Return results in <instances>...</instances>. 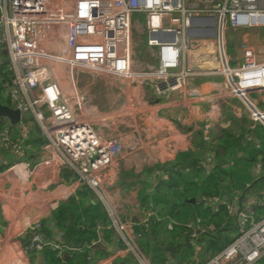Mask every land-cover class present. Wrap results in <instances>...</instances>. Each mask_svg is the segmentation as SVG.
<instances>
[{
    "label": "built area",
    "instance_id": "1",
    "mask_svg": "<svg viewBox=\"0 0 264 264\" xmlns=\"http://www.w3.org/2000/svg\"><path fill=\"white\" fill-rule=\"evenodd\" d=\"M0 28V48L13 76L1 95L20 113L15 125L0 118V149L12 150L7 170L43 190H56L62 200L86 189L95 192L139 264L150 263L138 252L117 207L109 205L105 187L128 170L125 151L137 145V135L153 147L154 134L169 133L173 122L152 112L157 100L170 99L172 107L205 103L208 124L201 127L202 139L213 144L222 136V107L234 99L244 109L242 136H264V110L250 98L264 94V0H0ZM84 71L121 80L123 106L103 115L89 107L78 90ZM202 78L210 79L212 95L193 86ZM138 90L147 99L153 94L157 103L137 112L127 97ZM35 125L43 141L33 147L26 141ZM13 132L20 136L17 142ZM178 141L167 136L169 145ZM254 169L257 174L260 165ZM204 203L226 205L238 236L207 261L193 256L192 264L264 260V187L241 201L222 196ZM42 230L40 222L29 226L24 250L40 253L49 247L66 264L64 256L77 249L45 242Z\"/></svg>",
    "mask_w": 264,
    "mask_h": 264
},
{
    "label": "trees",
    "instance_id": "2",
    "mask_svg": "<svg viewBox=\"0 0 264 264\" xmlns=\"http://www.w3.org/2000/svg\"><path fill=\"white\" fill-rule=\"evenodd\" d=\"M12 79V74L3 65L0 68V94L3 85ZM0 103L10 104L5 98H0ZM199 147L203 153L200 160L182 166H167L161 174L154 169L138 175L121 173L120 187L139 188L135 212L129 213L124 221L135 237L138 252L150 264H173V257L182 247L192 254L193 248L198 246V257L204 261L211 259L235 240L238 230L226 205L210 208L204 202L222 196L239 197L257 176L261 179L247 194L260 193L263 188L264 136L254 140L223 130L222 137L213 144L201 141ZM10 151V148L6 149V153ZM6 153H1L0 149V154ZM207 165L209 169H206ZM256 165H260L257 176L252 174ZM77 197V200L69 198L53 212L52 225L45 227L43 233L44 240L55 241L53 234H57V242L77 249L64 256V263L89 264L86 248L97 240L99 222L105 224L107 218L101 202L91 190H83ZM110 231L106 233L112 235ZM39 255L42 264H60L49 247ZM114 264L138 262L127 252L124 259H118ZM259 264H264V260Z\"/></svg>",
    "mask_w": 264,
    "mask_h": 264
},
{
    "label": "crops",
    "instance_id": "3",
    "mask_svg": "<svg viewBox=\"0 0 264 264\" xmlns=\"http://www.w3.org/2000/svg\"><path fill=\"white\" fill-rule=\"evenodd\" d=\"M0 50L2 49L0 48ZM7 59L8 57L0 55V68L4 65V62L7 61ZM216 81V84H218L217 86L221 87L220 84H222V80L216 79ZM210 83L211 82L208 84L207 82L202 81V79H199L194 82L193 86L203 95H212L215 88ZM153 96L154 95L151 94V100L147 99L145 93L138 90L131 93V95L127 97V101L130 99L137 112H140L141 108H144V105L148 104L149 107H152L157 103L156 98ZM260 96L261 102L264 104V94ZM157 101L160 105L157 104V106H153L152 112L156 114V117L167 118L172 121V127L169 128L170 131L168 134L157 133L153 135L157 141V145L153 147L146 143L144 138H140L139 135H137L136 138H134L137 145L130 148L129 152L128 150L125 151V166L128 170L122 172H130L134 175H138L146 173L149 169H154L157 174H161L167 166H182L192 160L200 159L202 156V150L199 147L200 142L203 141L201 127L208 124L206 114L208 106L203 103L190 105L188 107H172L170 99H158ZM261 109L264 110V107ZM226 112L229 113V116L236 118L237 128L232 129L231 127H223L220 123L222 134L223 130H225L233 134L242 135L240 121L241 115L239 114H242L243 112H241L236 105L229 107ZM136 118L138 119V116ZM135 124L137 127L139 126V122L136 120ZM31 134L33 135L27 138L26 144L35 147L38 143L42 142L39 141L41 137L36 133L34 127L33 133ZM167 136L168 139H171L173 136L175 139L178 138L179 143L173 146L169 145L167 142ZM12 138L14 139V142H17L20 136L13 132ZM130 144H132V142ZM11 154L12 150L9 153L0 156V171L3 172V175L0 177V264H42V259L39 253L26 252L24 250L29 226L35 222L42 223L43 230L41 234L44 240L43 233L45 227H50L52 225L51 216L53 212L59 206L67 202L69 198L74 197L77 200V195L80 192L75 193L66 200H62L56 190L51 188L43 190L39 184L29 183V181H27L22 175L18 174V172H9L7 169L11 165L8 166L6 170H2L1 168L7 166L8 162L13 164L10 159ZM161 160H164L165 164L159 165L158 163H153V161L160 162ZM145 162H149L148 167L146 170L139 172L140 167ZM254 170L255 169L253 168L252 174L257 176ZM121 173L117 181H114L110 186H106L105 190L109 205L111 207H117L124 220L130 216L129 213L133 214L135 212L134 207L137 203L139 188L131 187L130 189H124L120 187L119 181ZM257 177L256 180L261 179L260 176ZM247 192H245L244 196L247 195ZM101 204L106 213L107 210L105 205L102 202ZM109 222L108 219H106L105 224L102 221L99 222L96 230L97 240L93 241L92 244L88 246L89 248H86L88 251V257L86 259L89 264H114L116 260L124 259L127 252L133 254L129 250L128 244L123 241L121 237L117 236L114 228ZM110 229H112V231H110ZM108 231H110L112 235L107 234L106 232ZM57 238L58 235L53 234V239H55V241ZM52 242L54 241L52 240ZM199 250L200 247L196 246L192 250L193 253L189 254L185 247H182L176 254L178 255L177 261L174 259L175 255L172 262L173 264H180L183 261H188L185 264H191L189 260L193 256L198 257ZM203 259L204 258H202V260Z\"/></svg>",
    "mask_w": 264,
    "mask_h": 264
},
{
    "label": "rangeland",
    "instance_id": "4",
    "mask_svg": "<svg viewBox=\"0 0 264 264\" xmlns=\"http://www.w3.org/2000/svg\"><path fill=\"white\" fill-rule=\"evenodd\" d=\"M0 33H1V29H0ZM214 41H215L214 39H210V42L213 43ZM226 41L227 43L230 42V36H226ZM140 50H142V48ZM7 65H8V59L7 61L4 62V66ZM197 80L199 79H196V81ZM202 81L207 82L208 84L209 82H211L210 79H204V78H202ZM123 85L124 84L121 82V80L116 79L114 77H109V76L95 77L94 75L89 74L88 72L85 71L79 73L78 90L80 92V95L84 98L85 102H87L88 106L94 108L96 113H98L99 115H103L109 112H115L118 109H120V107L123 106L124 96L121 90L123 88ZM0 98L3 99V96L1 94H0ZM250 98L254 99L255 101L256 100L258 101L257 104L258 109L264 107V104L261 102L260 95H252L250 96ZM232 105H236V107L239 108L241 112H244V109L242 108L240 103H238L236 100L233 99L230 104L228 103V105L222 107L223 110L221 114L223 119L221 121V125L223 127L226 126V127H231L232 129H236L237 128V124H236L237 120H235L236 118L229 116V113L226 112L227 109ZM3 127L7 128L8 124L3 123ZM39 141H43V139L40 138ZM2 152L6 153V148L1 149V153ZM2 155L3 154H0V156ZM201 155L203 156V153ZM202 156L200 157V159L202 158ZM10 165H12V163L8 162V165L3 166L1 169L6 170ZM96 197L100 201L97 195ZM106 218L108 219V221H110L107 212H106ZM120 218L121 221L125 223L124 221L125 219L123 220L122 217ZM114 231L117 234V236H119V234L116 232L115 229Z\"/></svg>",
    "mask_w": 264,
    "mask_h": 264
},
{
    "label": "water",
    "instance_id": "5",
    "mask_svg": "<svg viewBox=\"0 0 264 264\" xmlns=\"http://www.w3.org/2000/svg\"><path fill=\"white\" fill-rule=\"evenodd\" d=\"M0 55H2L3 57H7V52H6L5 50H0ZM0 118H6V119L9 120V122H10L11 125H15V124L18 123L19 120H20V113H19L18 111H14V110H12V109H10L8 106H6V105H2V104L0 103ZM34 128H35L36 133H37L39 136H41L40 130L37 128L36 125L34 126ZM259 180H260V179L254 181V182H253V183H252V184L246 189L245 192H247L248 190H250L251 188H253V186H254ZM245 192H244V193L242 194V196L240 197V201L242 200V198H243ZM128 248H129V250H130L131 252H133V248H132V246H131L130 244H128ZM177 256H178V255H176V256L174 257L175 261H177V259H178Z\"/></svg>",
    "mask_w": 264,
    "mask_h": 264
}]
</instances>
